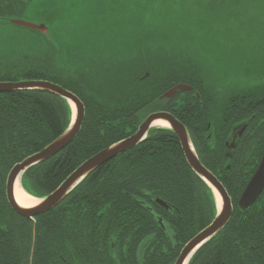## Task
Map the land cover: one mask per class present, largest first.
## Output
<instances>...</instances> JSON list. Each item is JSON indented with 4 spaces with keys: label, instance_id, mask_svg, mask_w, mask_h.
<instances>
[{
    "label": "trees",
    "instance_id": "16d2710c",
    "mask_svg": "<svg viewBox=\"0 0 264 264\" xmlns=\"http://www.w3.org/2000/svg\"><path fill=\"white\" fill-rule=\"evenodd\" d=\"M4 7L0 15L15 12L13 5ZM158 51H144L132 60L0 56V82L47 81L74 93L85 106L77 138L23 174L27 193L38 199L51 195L87 160L131 137L149 114L158 112H168L185 125L199 160L220 178V170L231 163L225 144L248 117L255 98L264 94V83L246 79L222 86L204 59ZM178 85L193 91L161 99ZM72 115L65 99L48 92L0 94V264H84L85 250L97 245L103 226L95 221L103 220L100 216L168 213V226L179 216L178 225L185 222L179 255L214 222L218 209L212 189L189 166L175 133L165 128L152 129L136 148L94 171L52 211L34 220L19 216L6 194L11 170L62 136ZM257 146L258 141L247 146L243 137L237 148ZM157 199L170 210L157 205ZM259 215L232 216L188 264H264V216ZM154 224L160 229L156 220Z\"/></svg>",
    "mask_w": 264,
    "mask_h": 264
},
{
    "label": "rangeland",
    "instance_id": "374dc122",
    "mask_svg": "<svg viewBox=\"0 0 264 264\" xmlns=\"http://www.w3.org/2000/svg\"><path fill=\"white\" fill-rule=\"evenodd\" d=\"M4 1V0H2ZM0 56L132 60L176 50L213 65L222 86L264 80V0H6ZM22 21L46 34L13 24ZM171 52V53H170Z\"/></svg>",
    "mask_w": 264,
    "mask_h": 264
},
{
    "label": "water",
    "instance_id": "95a60500",
    "mask_svg": "<svg viewBox=\"0 0 264 264\" xmlns=\"http://www.w3.org/2000/svg\"><path fill=\"white\" fill-rule=\"evenodd\" d=\"M12 23L19 27L41 32L42 34H46L48 32V29L44 26H36L16 20ZM148 76L149 75H147V77ZM27 90L44 91L65 99L69 103L73 115L69 128L62 136L46 147L43 151L27 158L23 162L17 164L11 170L7 180V198L11 208L19 216L28 220H34L36 217L52 211L58 207L64 201V199L94 171L116 157L126 154L136 148L147 139V136L152 129L165 128L172 130L178 137L189 166L212 189L218 208V213L214 222L187 244L176 264H185L186 261H190L193 255L203 245L218 235L230 222L232 218L233 207L225 187L217 179V177L214 176L199 160L185 125L180 123L173 115L165 112H158L150 115L139 127L136 134L117 144L112 145L111 147L103 150L102 152L87 160L76 171H74L55 192L43 199H39L40 204H38V206L30 209L22 208L17 203L15 198L16 183L18 181L21 183V177L30 168L55 157L64 149H66L81 132L85 119V106L83 102L74 93L65 90L59 85L47 81L0 82V94ZM192 91L193 88L188 85H178L168 91L161 99H173L179 92ZM160 121L165 122L167 126H156L155 123ZM244 130L245 125L242 126L239 131L237 129L234 130L232 138L227 142L226 149H236L239 139L244 133ZM263 188L264 160L244 191L239 202L240 207L247 211L259 197ZM218 196L221 200V206H219ZM162 205L168 208L165 203H162Z\"/></svg>",
    "mask_w": 264,
    "mask_h": 264
},
{
    "label": "flooded vegetation",
    "instance_id": "af4514ba",
    "mask_svg": "<svg viewBox=\"0 0 264 264\" xmlns=\"http://www.w3.org/2000/svg\"><path fill=\"white\" fill-rule=\"evenodd\" d=\"M0 4L1 7L8 6L6 0H0ZM1 10L5 12V7ZM255 101L249 107L248 117L243 124L233 128L230 139L234 134V130L239 131L245 125L244 133L239 142L244 137L247 146L249 144L255 146L256 141H258L259 147L239 149L237 145L234 150L226 149L225 157L231 163H227L226 168L220 170V178H217L227 189L226 191L231 199L232 216H238L240 212L246 214L252 211L260 212L259 216H264V188L247 211L243 210L239 204L244 191L264 160V94L260 98H255ZM207 129H210V125ZM162 203H165L168 208L163 206ZM156 204L164 210H170L169 205L161 199H157ZM257 206L262 208H255ZM254 216H256L255 212ZM100 217H103V220L95 221L98 225L101 223L103 226L98 232L97 245L90 244V247L85 250L84 264H176L179 258V246L183 243L181 241L184 240V219L180 220L181 223L178 225L179 216H173L176 217L173 225L169 224L168 226L164 222L166 218H170L168 213L165 216H134L133 212L131 216ZM155 220L160 229L155 226ZM87 224L91 223L88 222ZM179 233H181L180 239L177 237ZM148 237L149 239H147Z\"/></svg>",
    "mask_w": 264,
    "mask_h": 264
},
{
    "label": "bare ground",
    "instance_id": "6f19581e",
    "mask_svg": "<svg viewBox=\"0 0 264 264\" xmlns=\"http://www.w3.org/2000/svg\"><path fill=\"white\" fill-rule=\"evenodd\" d=\"M155 125L161 126V127L167 126V124L162 121L155 123ZM15 198H16L17 203L22 208H25V209L34 208L38 206V204H40L39 199L32 197L31 195H29L27 192L24 191L19 181L16 183V187H15ZM218 202H219V206H221V200L219 196H218ZM188 263L189 261L185 262V264H188Z\"/></svg>",
    "mask_w": 264,
    "mask_h": 264
}]
</instances>
